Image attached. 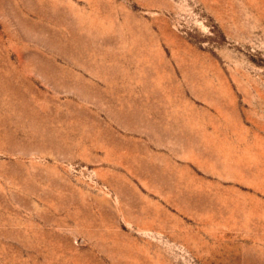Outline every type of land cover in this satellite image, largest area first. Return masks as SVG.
Returning a JSON list of instances; mask_svg holds the SVG:
<instances>
[{"label": "rangeland", "instance_id": "374dc122", "mask_svg": "<svg viewBox=\"0 0 264 264\" xmlns=\"http://www.w3.org/2000/svg\"><path fill=\"white\" fill-rule=\"evenodd\" d=\"M0 264H264V0H0Z\"/></svg>", "mask_w": 264, "mask_h": 264}]
</instances>
